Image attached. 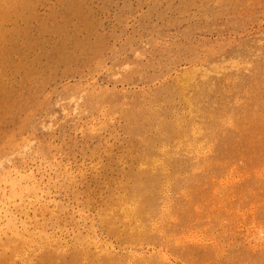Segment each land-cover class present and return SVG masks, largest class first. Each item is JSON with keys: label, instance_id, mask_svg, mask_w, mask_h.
<instances>
[{"label": "bare ground", "instance_id": "bare-ground-1", "mask_svg": "<svg viewBox=\"0 0 264 264\" xmlns=\"http://www.w3.org/2000/svg\"><path fill=\"white\" fill-rule=\"evenodd\" d=\"M227 68L191 63L178 72L176 82L191 89L196 100L182 95L175 103L166 97V118L158 116L152 95L136 83L117 79L110 86L94 78L88 90L71 97L70 108L61 106L64 118L74 123L55 147L33 136L4 145L0 264H191L186 260L195 245H214L216 237L207 235L211 224L189 223L184 207L201 201L193 212L209 221L205 208L211 201L224 206L233 222L235 205L242 201L255 216V208L264 207V108L247 111L239 123L222 120L233 100L202 84L212 70ZM125 69L131 71V65ZM57 126L51 121L48 129ZM113 140L119 149H111ZM261 211L248 236L264 247ZM155 212L165 225L147 222ZM153 234L161 236L160 243ZM240 256L231 253L226 263L237 264Z\"/></svg>", "mask_w": 264, "mask_h": 264}, {"label": "rangeland", "instance_id": "rangeland-1", "mask_svg": "<svg viewBox=\"0 0 264 264\" xmlns=\"http://www.w3.org/2000/svg\"><path fill=\"white\" fill-rule=\"evenodd\" d=\"M263 17L264 0H0V152L9 142L15 146L28 136L55 147L74 123L64 118L61 106L70 108L71 97L88 90L94 78L110 86L117 79L136 83L150 92L158 116L166 118V97L175 103L182 95L196 100L191 89L176 82L178 72L191 63L229 67L210 69L202 85L233 100L223 121H243L247 111L264 108ZM127 64L131 71L125 69ZM51 121L58 122L53 130L48 129ZM113 142L111 149H119L120 142ZM198 203L183 208L186 220L195 226L211 224L207 235H215V244L195 245L186 261L227 264L226 258L239 251L237 264L246 259L264 264V247L248 236L250 223L264 207L255 208L253 216L250 203L237 201L231 222L224 206L209 201V222L193 212ZM244 212L247 216L237 215ZM147 222L167 223L160 212ZM229 222L233 230L227 232ZM127 235L125 242L130 240ZM152 237L161 242V236Z\"/></svg>", "mask_w": 264, "mask_h": 264}]
</instances>
